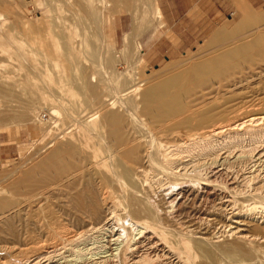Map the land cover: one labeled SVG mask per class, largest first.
Returning a JSON list of instances; mask_svg holds the SVG:
<instances>
[{
	"label": "bare ground",
	"instance_id": "bare-ground-1",
	"mask_svg": "<svg viewBox=\"0 0 264 264\" xmlns=\"http://www.w3.org/2000/svg\"><path fill=\"white\" fill-rule=\"evenodd\" d=\"M95 2V0L86 1L92 8L93 14H97H95L96 17L100 9L97 8L98 6L95 7ZM157 8L156 17L161 21L163 14L160 8ZM256 20H264V15L257 17ZM64 27L68 26L64 25ZM0 29L6 33L2 22H0ZM239 30L224 31L220 36H234L240 33ZM261 30V27H257L254 32H251L255 36L251 42L253 40L257 51H254L256 54H253L259 57V60H264V30ZM67 33L69 35V32ZM0 34L2 36L4 33ZM47 36L49 37V35ZM77 36L74 33L66 37L63 53L66 57L65 61L68 62L66 68L70 70V74L66 83L64 81V85L56 84L62 91L67 90L72 93L71 90H76L80 94H84L85 102L92 105L100 99L104 87L93 82L100 77L97 76V70L90 75L87 68L84 67L83 64L86 63L87 56L82 57L81 43L77 40ZM127 40L128 35L125 34L124 41ZM42 42L39 41L35 44L37 48H34H36V53H41L47 61L49 56L45 54L44 47L46 41L44 44ZM83 42L87 43L84 39ZM23 44L19 41L0 43V51L2 50L7 53L5 55L9 54V56L18 55L19 51L24 55L27 53L26 45L31 47L34 43L32 45L25 44V46ZM55 49V51L58 50ZM232 50L226 52V56H232V53L237 52ZM33 51L35 52V49L31 51L32 54ZM28 56L31 55L28 54ZM81 57L84 58V61ZM238 58L236 60L239 61ZM18 59L22 58L18 57ZM60 60H63L62 57ZM216 61L219 60H215L212 64L205 61L191 66L186 73L184 72L185 79L182 78L181 81V77L176 76L147 89L142 88V81L136 82L137 78L128 76L126 81L131 80L134 83L126 88L127 94L135 95L143 91L140 100L130 98L126 105L121 106L122 109L116 112H109V108L106 107L109 104H116L115 101L109 104L105 103V106H100L96 109L97 111L91 113L88 119H85V124L91 130V134L89 130H85L89 132V137L93 131L97 133L99 127L104 126L108 127L109 133L116 137V149L111 155H109L110 150L108 151L109 156L101 157V159L98 156L100 153L95 154L94 158L86 166H83V169L75 171L73 169L75 164H69L65 159L68 154L74 153L76 147L72 143H61L56 133V137H54L56 141L52 139L55 143H51L53 142L51 141L49 145L46 144L47 149L51 148L49 153L34 163L32 167L21 172L22 176L17 181L6 185V177L0 178V241L6 244L3 245L8 250L7 255L4 253L0 257V264H223V260H227V264H264L258 256L259 253H264V110L256 109L258 107L247 110V95L246 102L245 96H239L242 102L239 101L240 103L237 104H235L236 102L227 103L228 106L225 107L213 104L218 97L217 94L215 95L218 89L216 92L210 89L204 96L197 95V98L190 99L192 97L191 88H194L193 84L202 87L213 74L215 77L216 75L230 74L227 76L229 77L240 71L239 65H235L236 62L232 63V61V67L230 65V69H225ZM34 68L40 73L39 67L35 66ZM259 72L262 74L264 68L261 67ZM236 75L233 77H237L235 80L238 81ZM0 76L2 77V74ZM29 77L31 76L29 75ZM8 81L10 82L11 79ZM100 82H102V78ZM215 83L216 81L213 84ZM237 83L235 82L234 85ZM224 89L226 90V88ZM38 90L43 91L39 87ZM42 94L46 93L42 92ZM232 95L234 97L238 94L233 92ZM250 96L253 97V95ZM183 98H189V101L185 102ZM261 98L264 99V97ZM257 99L259 100V98ZM224 101H222L223 104ZM260 102L258 101L259 104ZM88 140L90 139L88 138ZM78 143L76 142L77 145ZM81 143L80 146H82ZM92 149L94 150V148ZM95 167L101 168L100 172L103 170L99 180L92 172ZM119 187L125 193L127 190L131 193L126 194L124 198H119L116 196ZM38 190L46 195L50 193L48 192L50 190V194H53L57 199L55 205L57 210L51 211L54 215L62 213L67 217L68 222L71 221L77 226L90 225L88 229L81 232L80 236L91 238L92 247L85 246V250L83 247L76 249L70 247L73 243L70 241L71 243H66L62 247L55 246L39 251L36 245L26 243L23 239V230L17 224L18 220L22 221L23 219H19L18 212L8 214L9 210L6 209L14 206L16 198L13 197L16 194H23L24 201L29 200L31 204L35 198L34 194ZM5 194H9L8 197H2L6 196ZM121 197L123 196L121 195ZM125 199H127L126 203ZM189 199L200 200V202L204 199L211 200L210 205L213 204V206L210 217L204 216V214L202 217L197 215L196 219L193 218L195 221L191 219L194 224L188 226L185 224L189 221L179 222L174 219L178 215L177 213L182 212V207ZM201 209L203 208L201 207ZM194 225L198 226L192 228ZM207 229H210L211 235H207ZM225 239L235 240L236 244L234 246L231 244L219 245L218 250L210 247L211 245L214 247L218 241L221 242ZM81 243L79 242L78 245ZM68 245H70V249L62 251ZM113 245H115L114 248ZM16 247L20 251L13 254L11 250ZM205 257L208 260H205Z\"/></svg>",
	"mask_w": 264,
	"mask_h": 264
},
{
	"label": "rangeland",
	"instance_id": "rangeland-1",
	"mask_svg": "<svg viewBox=\"0 0 264 264\" xmlns=\"http://www.w3.org/2000/svg\"><path fill=\"white\" fill-rule=\"evenodd\" d=\"M86 1L87 0H0V22L4 23V29L6 30L5 33L4 30L0 29V33H4L2 34L3 37L0 34V43H15L16 41L28 45L32 42L34 43H32L33 45L30 44L33 46H31L32 48L26 45L27 49H25L31 56H28L27 53L23 55L20 51L17 53L18 55L12 54L9 56V54L5 55L7 53L2 52V50L0 51V75L2 74V77L0 76V136L2 137V141H4L2 147H0V178L6 177V185H11L15 180L17 181L22 176L21 172L32 167L34 163L49 153L51 148L47 149L46 144L49 145L51 141H56L54 138L56 137V133L61 143H72V145L76 147L74 153L68 154L65 159L66 162L68 161L67 163L75 164L73 168L75 171L83 169V166H86L87 163L94 158L93 156H95V154L100 153L98 156H100L99 158L101 159V157L104 158L114 153L116 149V137L109 133L108 127H99L97 133L93 131L94 134L92 133L90 138L89 132L85 131L89 130L91 134L90 128L85 124V119H88L91 113L93 114L97 111L96 109L100 108V106H105L112 101H115L116 104H109L106 106L109 108H106L109 112H116L122 109L121 106L126 105L128 102L127 100L130 98H136L137 101H139L143 91L135 95H133V93L127 94L128 91L126 88H129L134 83L131 80L126 81L128 76L137 78L138 80L136 79V82L142 81V88L147 89L150 86L160 84L176 76L181 77V81L185 79L183 75H185L186 71L191 66L201 62L208 61L209 64H212L218 59L219 61H216V63L225 69H230V65L232 67V63L236 62L237 64L235 63V65H239L240 68L239 72L229 77L227 76L230 74L223 76L216 75V77L213 76L215 75L213 74L209 78V81L202 87L193 84L194 88H191L192 97L190 99L193 100L195 97L204 96L210 89L215 90V92L218 89V93H215L218 97L215 96L216 99L213 104L219 106L224 105L225 107L226 105L228 106V104L242 102L240 97L245 96V102L248 98L247 102L249 103H247L248 107L246 106L247 110L255 109L256 107H258L256 109L264 110V99L261 98L264 97V72L262 74L259 72L261 67L264 68V60H259V57L254 55L256 54L254 52L256 49L253 43L255 36L254 33H251L254 32V29L257 27H261V31L264 30V20H256L257 17L264 15V0L255 4H252L249 0H234L237 3V8H230L226 15H224L223 20L210 26L208 31L201 32L199 40L194 42V47H182V41L176 33L171 31L164 19V15L161 21L160 18L156 17L157 7H159L162 12L160 0H95V7L98 6L97 8L100 9L96 17V13L93 14L92 8ZM60 25L63 26L61 27ZM64 25L68 27H64ZM93 26L95 27L93 28ZM235 29H240V33L234 36H220L224 31H234ZM59 32L60 34H58ZM67 32H69V35ZM74 33L78 35L77 40L82 44H80L82 57L84 55L85 57L87 56V58H85L86 63L83 62L84 67L87 68V72L90 75L93 71L97 70V76L100 77L93 82L94 84H100L104 87L102 96L92 105H88L85 102L86 97L84 94H80L76 90H71L72 93L67 90L62 91L57 86L59 83L64 85V81L66 83L68 75L70 74V70L66 68L68 62L65 61L66 57L63 53V48L66 43V37ZM125 34L128 35L127 41H124ZM47 35H49V37ZM83 39L87 41V43H82ZM251 39H253L252 42ZM39 41H46V46L44 47L46 50L45 54L49 56L47 61L42 57L41 53H36L37 46L35 44L39 43ZM44 42L42 43L44 44ZM25 44L23 45L25 46ZM55 48L58 50L55 51ZM31 49H35V52L33 51L35 54H32ZM231 50L237 52L232 53V56H226L225 53ZM249 51L250 53H248ZM59 55L63 60H60L61 57ZM242 55L243 58H241ZM18 57L22 59H18ZM82 57L81 59L84 61ZM235 57H240L238 58L239 61L236 60ZM244 57L247 58L245 59ZM248 57H252V59L254 58L255 60H250ZM230 58H232V60H229ZM226 61H228V63H225ZM22 64H25L26 67ZM35 66L37 68L39 67L40 73L38 70H35ZM76 73H79V71H76ZM248 73L251 74L249 75ZM25 75L26 78H24ZM29 75L31 77H29ZM235 75L238 76V81L235 80L237 77H233ZM99 78H102V82H100ZM10 79L11 81L9 82L8 80ZM119 80L123 83H119ZM214 81H216L215 84H213ZM235 82H238L237 85H234ZM37 86L46 94L43 95L42 92L38 90ZM118 86L120 87L118 88ZM208 86H211V88H208ZM34 87L37 88L35 89ZM121 87H125L124 89L126 91ZM220 87H222L221 89L226 88V90L224 89L225 92L221 90ZM105 88L107 89L106 91ZM233 92H236L238 95L233 97ZM243 92L246 94L244 95ZM246 95L248 96L247 98ZM250 95H253V97ZM231 96L232 99H230ZM256 97L259 98V100ZM109 98L111 99L109 100ZM220 98L223 99L220 100ZM260 99L262 100L261 102ZM183 100L186 102L189 101V98H183ZM256 100H258L260 104ZM222 101H224V104ZM71 112L73 114H70ZM98 122H100V120ZM10 138H12L11 143L9 142ZM72 138L76 139V141L74 139L75 143H73L74 141H72ZM88 138L90 140H88ZM54 141L51 143H55ZM76 142H79L78 145ZM103 142L104 144H102ZM84 143L85 145H83ZM96 147H98L99 150L98 148L96 149ZM86 148L89 149L87 150ZM92 148H94V150ZM109 150L110 154L108 152ZM96 151L99 152L97 153ZM81 166L82 168H80ZM73 169L72 171H74ZM93 169L92 172L94 176L96 175L95 178L99 180L103 170L100 172L99 170H101V168L99 169V167L98 169L97 167ZM120 189L119 187L116 191V196H119V198H124L126 194L128 195L131 193V191L129 192L128 190L125 193L122 189L121 192ZM48 192L51 193L50 190ZM40 193L41 192L38 190V192L34 194L35 198H33L34 201H31L32 205L29 200H25L29 202L24 201L25 197L23 194H16L17 196H12L16 198L14 199V206L6 209L10 212H8V214H11V212L14 214L15 211L16 213L18 212L19 219H23L22 221L18 220L17 224H19L20 228H22L21 230H23V239L26 243L36 245L39 251L46 250L47 248L51 249L55 246L62 247L66 245V243L69 244L70 241L73 242L72 246L68 245L62 251H67L70 247L76 249L83 247V250L86 249L85 246H87V248H89L88 246L92 247L93 241L91 238L80 236L81 232L88 229L90 225L82 224L81 226H77L71 221L68 222L69 220L62 213L54 215L51 211L56 209L55 205L57 199L53 194L47 193L46 195ZM5 195L6 196L3 195L2 197H8L9 194ZM121 195L123 197H121ZM124 201L126 203L127 199ZM210 201L211 200L204 199L200 202V200L193 201L189 199L182 207V212L180 211L177 213L179 217H177V215L174 219L179 222L189 221L185 226L194 224L191 219H196L199 215L202 217L203 214L204 216H209L211 214L213 204L211 206L210 204L212 201L211 203ZM199 205L201 206L199 207ZM201 207L203 209H201ZM193 214L196 216H193ZM195 219L193 220L195 221ZM197 226L198 225H194L192 228ZM207 230V235H211V232L209 233L210 229ZM53 231L56 233L54 234ZM214 241H216V239H214ZM79 242H82L80 244L81 246L78 245ZM86 243L90 245H86ZM3 244L5 243L0 241V257H2L4 253L7 255L8 252V250L4 248L6 244ZM224 244H231L234 246L236 243L235 240L225 239L221 240V242L218 241L214 244V247L213 245L210 247L218 250L219 245L225 246ZM114 247L115 245H113V248ZM16 248V250H11L13 254H16V252L19 253L18 251L20 250L18 247ZM219 253L221 254V252ZM259 254L258 256L261 262H264V253ZM206 258L207 257H205V260H208V258ZM225 258L224 256V259ZM223 261V264L228 263L227 260H225L226 262Z\"/></svg>",
	"mask_w": 264,
	"mask_h": 264
},
{
	"label": "crops",
	"instance_id": "crops-1",
	"mask_svg": "<svg viewBox=\"0 0 264 264\" xmlns=\"http://www.w3.org/2000/svg\"><path fill=\"white\" fill-rule=\"evenodd\" d=\"M249 1L255 4L263 0ZM160 5L166 23L178 35L182 47H194L201 32L223 20L230 8H237L234 0H160ZM3 142L0 136V147Z\"/></svg>",
	"mask_w": 264,
	"mask_h": 264
}]
</instances>
